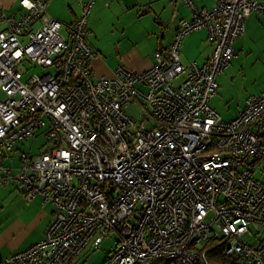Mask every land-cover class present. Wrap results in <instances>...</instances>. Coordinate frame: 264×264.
Masks as SVG:
<instances>
[{"label": "built area", "instance_id": "built-area-1", "mask_svg": "<svg viewBox=\"0 0 264 264\" xmlns=\"http://www.w3.org/2000/svg\"><path fill=\"white\" fill-rule=\"evenodd\" d=\"M180 1L192 17L151 67L119 66L111 77L91 70L93 0H78L66 31L46 13L49 0L0 12V189L12 183L26 202L53 207L44 238L0 264H71L112 233L109 264H210L219 247L237 264H264V92L231 121L210 106L216 77L264 1L214 0L210 9ZM201 29L209 57L182 64L181 44ZM23 63L50 71L24 82ZM134 101L138 124L125 112ZM38 134L42 151L15 150Z\"/></svg>", "mask_w": 264, "mask_h": 264}, {"label": "crops", "instance_id": "crops-1", "mask_svg": "<svg viewBox=\"0 0 264 264\" xmlns=\"http://www.w3.org/2000/svg\"><path fill=\"white\" fill-rule=\"evenodd\" d=\"M17 1L0 0V12L22 13L23 10L19 8ZM49 1V4L51 2L54 4L48 13L58 20L66 31V27L80 15L78 0ZM93 2L86 24L90 31L88 41L91 49L96 52L91 65L95 77H111L112 72L119 66L132 72H141L151 67L154 63V52L165 51L170 46L179 21L192 17L180 0H93ZM194 2L197 7L205 9H210L214 4V0ZM243 30V35L233 44L235 56L226 69L216 77L218 88L219 85L222 87L229 83L231 79H238L239 75L242 77L244 61L251 56L254 64L250 67L255 68L256 74L253 79H264L262 68L264 66H261L264 61V15L253 12L245 21ZM187 37L181 44L179 57L182 64L188 65L191 61L205 62L212 50L205 29L195 31L191 39ZM183 44L192 47L191 55L183 53ZM262 91L264 84H259L251 90L249 96ZM217 95L216 93L210 100V106L221 118L222 115L215 108L218 106L214 101ZM245 100L239 103L231 119L222 120H233L244 106ZM6 161L8 160L6 159L4 163ZM23 198L21 189L12 183L0 189V261L41 241L52 220L51 205L41 206L40 197H34L29 202ZM84 254L85 251L74 258L71 264Z\"/></svg>", "mask_w": 264, "mask_h": 264}, {"label": "rangeland", "instance_id": "rangeland-1", "mask_svg": "<svg viewBox=\"0 0 264 264\" xmlns=\"http://www.w3.org/2000/svg\"><path fill=\"white\" fill-rule=\"evenodd\" d=\"M53 2L48 4L46 7V13L50 15V8L53 6ZM51 16V15H50ZM64 32L63 30L61 31ZM195 34V32H194ZM189 35V39L193 38L192 35ZM187 40V39H186ZM184 45V44H183ZM183 53L192 54V47L190 45L186 46L184 45ZM245 63V69L244 73L241 74L245 77H241L239 75V78L237 79H231L229 83L225 85H219L217 98H215V102L218 105L215 107L219 113L222 115L221 118L224 120L231 119L233 112L235 109H237V106L241 101H244L250 94L251 90H254L259 84H264V79H253L256 77L255 74V68H251L250 65L254 64L253 57L247 58V60L244 61ZM264 66V61H262V65ZM264 68V67H262ZM18 70L23 74L22 81L25 82L29 77L32 75H38L41 76L42 74H46L50 71V69H44L40 67V65H36L34 63H23L22 65L18 66ZM245 78V79H242ZM252 78V79H251ZM216 82L218 79L215 80ZM141 103H138L137 101L132 102L128 108H125V112L128 115V117L131 119V121H134L135 123H139V120L141 119V113H142V106ZM215 104V105H216ZM45 145V139L43 137H40L39 134L37 137H33L29 141H25L23 143H19L15 146V150H22L29 153H38L39 151H42L40 149H43ZM14 154V153H12ZM5 164L11 165L12 163L6 161ZM250 230L254 233L256 231V228L251 225L249 226ZM261 236V233L259 234ZM253 238L247 239L250 243L253 242ZM116 243V234L112 233L108 237H106L99 245L93 246L91 243L87 245V249L85 250V254L79 258L78 260H75L72 264H109V254L112 248H114Z\"/></svg>", "mask_w": 264, "mask_h": 264}, {"label": "trees", "instance_id": "trees-1", "mask_svg": "<svg viewBox=\"0 0 264 264\" xmlns=\"http://www.w3.org/2000/svg\"><path fill=\"white\" fill-rule=\"evenodd\" d=\"M259 141H260V144L264 146V135H262ZM222 252H223V249L221 247L217 249H213L212 251L208 252V260L210 264H237L231 258L224 256Z\"/></svg>", "mask_w": 264, "mask_h": 264}]
</instances>
